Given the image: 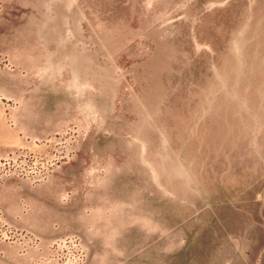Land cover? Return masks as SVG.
<instances>
[{
  "label": "rangeland",
  "instance_id": "rangeland-1",
  "mask_svg": "<svg viewBox=\"0 0 264 264\" xmlns=\"http://www.w3.org/2000/svg\"><path fill=\"white\" fill-rule=\"evenodd\" d=\"M264 264V0H0V264Z\"/></svg>",
  "mask_w": 264,
  "mask_h": 264
},
{
  "label": "crops",
  "instance_id": "crops-1",
  "mask_svg": "<svg viewBox=\"0 0 264 264\" xmlns=\"http://www.w3.org/2000/svg\"><path fill=\"white\" fill-rule=\"evenodd\" d=\"M263 264V263H262Z\"/></svg>",
  "mask_w": 264,
  "mask_h": 264
}]
</instances>
